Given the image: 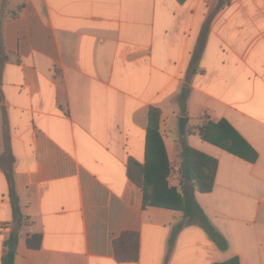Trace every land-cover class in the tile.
Instances as JSON below:
<instances>
[{"label":"crops","instance_id":"obj_1","mask_svg":"<svg viewBox=\"0 0 264 264\" xmlns=\"http://www.w3.org/2000/svg\"><path fill=\"white\" fill-rule=\"evenodd\" d=\"M0 17L8 53L0 154L6 123L25 221L15 264H215L233 256L264 264V0H0ZM150 106L162 109L171 185L180 186L181 140L217 158L213 189L195 196L228 249L189 223L168 254L183 213L145 207L127 173L131 158L145 162ZM182 116L189 118L185 137ZM220 120L256 160L201 137L200 124ZM12 220L0 169V263ZM124 231L140 234L135 261L115 256L114 239ZM33 234L38 248L27 243Z\"/></svg>","mask_w":264,"mask_h":264},{"label":"trees","instance_id":"obj_2","mask_svg":"<svg viewBox=\"0 0 264 264\" xmlns=\"http://www.w3.org/2000/svg\"><path fill=\"white\" fill-rule=\"evenodd\" d=\"M212 14L203 24L197 44L193 50L186 74L187 82L197 73L209 34ZM1 22V17H0ZM8 53L5 50L0 30V101H4L2 90V75ZM186 110V107H185ZM162 109L150 106L148 109V127L146 137L145 162L139 163L135 159L129 160L127 173L131 180L139 185L144 193V206H156L171 210H179L183 218L172 229L168 244V254L173 252L175 242L180 231L189 223H198L216 242L218 247L226 250L228 240L211 223L204 209L196 199V191L205 193L213 189L218 170L217 158L201 151L185 140H181L180 166L178 177L180 186L171 185L169 176L173 170L166 144L161 132ZM198 131L204 140L219 145L226 150L248 160H256L257 152L226 120L217 123L208 121L198 126ZM15 156L12 151L8 126H4V150L0 154V169L4 171L9 183V197L12 206L13 220L10 223V233L4 241V250L0 264H15V257L19 243L20 232L25 226L24 215L21 210L20 199L15 182ZM192 181V184H188ZM34 238L37 241L34 242ZM27 243L31 248L40 246V236H28ZM115 256L119 261H135L139 258L140 234L135 231H124L114 239ZM215 264H241L238 256H233L224 262Z\"/></svg>","mask_w":264,"mask_h":264},{"label":"water","instance_id":"obj_3","mask_svg":"<svg viewBox=\"0 0 264 264\" xmlns=\"http://www.w3.org/2000/svg\"><path fill=\"white\" fill-rule=\"evenodd\" d=\"M189 90H190V88L188 86L183 88L182 97H183L184 100L187 99ZM188 121H189V118L186 117V116H182L180 118L179 130H180V133H181L182 137H185V135H186V127H187ZM188 184H192V181H188Z\"/></svg>","mask_w":264,"mask_h":264},{"label":"rangeland","instance_id":"obj_4","mask_svg":"<svg viewBox=\"0 0 264 264\" xmlns=\"http://www.w3.org/2000/svg\"><path fill=\"white\" fill-rule=\"evenodd\" d=\"M178 131H179V135H181V133H180V130H179V129H178ZM179 135L177 136V138H178V139H179V137H180Z\"/></svg>","mask_w":264,"mask_h":264}]
</instances>
